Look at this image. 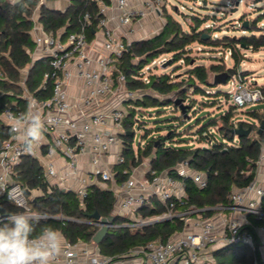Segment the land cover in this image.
<instances>
[{
  "label": "built area",
  "instance_id": "2783aa9c",
  "mask_svg": "<svg viewBox=\"0 0 264 264\" xmlns=\"http://www.w3.org/2000/svg\"><path fill=\"white\" fill-rule=\"evenodd\" d=\"M169 1L144 0L142 9H135L129 6V0H110V4L105 0H90L96 4L99 16L92 40L88 35L92 27L91 15L88 12L84 14L83 24L77 32L65 35L63 28L56 34L42 31L34 37L32 65L37 60H48L49 70L44 73L41 87L45 89L48 82H51L52 94L46 99L37 98L26 87L30 68L21 71L19 85L22 88L21 99L25 108L23 110V107L17 104L15 109L7 108L2 113L1 120L11 129L15 123L12 116L25 111L28 105L34 102V110L40 113L44 121V132L34 144L31 153L24 152L22 140L12 133L2 143L0 183L5 184L7 190L0 192V200L6 198L25 214H36L44 217L43 220L83 222L34 210L30 203L36 198L32 199L30 190L15 179L17 167L26 158H31L43 164V177L49 191L56 187L71 188L67 182L76 178L79 187L75 193L84 200L90 186L116 183L118 191L112 216L127 219L124 226L141 228L174 219L185 223L184 230L174 234L167 241H152L146 246L132 249L127 257L121 259L102 255L93 240L71 243L64 238L63 251L55 258L53 264H215L209 248L220 242L221 247L245 245L255 251V234L249 229L252 226L250 216L262 222L256 228V233L261 239L260 249L264 245V188L253 189L249 186L233 190L230 194L231 204L215 208L219 214L217 218L203 217L193 215L200 211L192 207L183 209L187 200L184 179H192L200 189L208 186L207 176L193 170L188 161L180 162L173 170L160 172L150 164L142 172L136 169L126 170L124 174L128 173L129 177L121 183L116 180L111 168L106 164V156L111 153L116 155L117 164L125 162V144L121 135L126 132L124 124L127 114L121 106L141 100L144 96L142 92L128 89L127 77L120 68V62L131 46L125 39L123 28L148 15L162 17ZM244 1L236 0V3ZM112 9L119 10L120 14H111ZM175 9L178 10V7ZM35 24L36 20L32 31L37 29ZM205 28H214V24H205ZM97 33L103 37L100 43L95 41ZM214 37L217 38L218 35L214 34ZM199 50L201 51V48ZM231 53V50L225 51V58L231 57ZM167 61L165 57L153 60L136 78L149 84L152 73L148 72L155 65L163 68ZM136 62L138 58L135 59ZM75 80H81L84 89L80 95L72 98L69 87ZM253 81L255 80L248 82L240 72L228 81L232 85L229 96L237 107L264 101L262 87ZM115 98L119 104L109 105ZM44 149L46 153L43 152ZM55 155L68 164L69 171L63 175L52 160ZM85 155L91 156L92 170L80 175L77 167L81 157ZM45 158L49 160L44 162ZM8 191L11 192L14 202L8 198ZM155 202H158L164 211L148 218L142 217L141 209L153 208ZM228 212L231 214L227 215ZM235 214L241 218H237ZM6 217L0 210V223L4 222ZM89 223L98 229L102 226L100 220ZM114 227L119 225L114 222L110 228ZM254 264H257L256 261Z\"/></svg>",
  "mask_w": 264,
  "mask_h": 264
},
{
  "label": "trees",
  "instance_id": "16d2710c",
  "mask_svg": "<svg viewBox=\"0 0 264 264\" xmlns=\"http://www.w3.org/2000/svg\"><path fill=\"white\" fill-rule=\"evenodd\" d=\"M42 1L0 0V73L2 74L0 77V147L11 136L10 129L1 120L2 113L7 108L15 109L16 104L23 107V110L25 108V103L21 99L22 88L19 85L21 71L30 68L26 87L37 98L46 99L52 94L51 82H48L45 89L41 87L44 73L49 70L48 60H37L32 65L31 54L35 49L32 38L35 12L38 11V20L46 32L56 34L64 28L65 35L77 32L83 24L84 14L88 12L92 19V27L88 35L90 40L94 38L93 30H96L99 20L96 4L91 3L90 0H72L69 8L62 12L49 8ZM105 2L110 4V0ZM190 17L196 19V22L192 20L194 23L190 25L189 32H185L178 22L166 18L160 33L148 40L132 43L125 52L120 68L127 77V87L131 91L142 92L144 95L141 100L134 102L136 106L148 108L155 105H173L175 110L180 112V118L186 119L196 102L191 99V95L207 97L220 94L219 91L212 92L213 90L205 87H213L215 85L213 76L227 70L224 58H218V64H212L208 68L196 65V57L192 56V45L195 42L210 47L211 51L231 50L236 74L240 72L244 78L248 77L245 72L239 70L245 58L241 50L264 49V25H259L260 20L249 21L248 25L244 26L246 20L242 18L240 20L242 36L215 38L208 32L213 28L201 29L207 19ZM164 53L171 55L168 67L175 62H182L188 67L185 74L175 75L177 68L173 69L171 74H151L149 84L136 78L140 71L155 60V57ZM136 58L138 62L135 63ZM262 89L264 91V86ZM190 90H192L191 93H189ZM226 95L230 97L229 93ZM176 101L182 102L185 113L181 112ZM136 113L135 107L130 108L125 118L126 133L123 135L125 162L116 166L119 170V174L115 176L118 182L128 179L129 174H124V171H128L130 165L135 166L144 158H151V166L158 172L173 170L180 162L188 161L193 170L207 176L208 186L200 189L192 179H184L187 200L183 209L192 207L200 211L193 215L211 217L217 212L215 208L231 204L230 194L233 190L245 189L255 181L256 170L264 148V129L259 134V129L264 122V110L249 113L254 120L252 123L235 120L234 112L231 110L219 119L212 120L204 126L200 125L196 131L199 136L198 142L205 143L208 147L187 148L183 146L185 143L183 140L177 139V136L181 134L172 129L166 136L153 137L144 149H137V153L133 146L134 123L132 122ZM240 126L245 130L252 128V132L248 136L235 135L234 130ZM188 132L185 131V133ZM216 135L220 138L217 139ZM144 136L147 138L148 134ZM15 179L28 190L41 188L44 191V195L32 202L37 212L52 216L63 215L83 221L64 222L55 219L41 221V225L47 224L58 229L71 243L93 240L99 229L89 222L96 220L93 217L95 213L101 218H107L113 214L116 201L113 191L92 185L88 188V194L84 200H81L73 191L59 188H51L49 191L44 181L43 169L35 159L26 158L17 167ZM262 206L264 210V196ZM0 210L3 215H8L10 212H22L6 198L0 200ZM163 211L162 206L155 202L153 208L141 209L140 215L148 218ZM249 219L252 225L249 229L255 234V251L253 252L245 245H225L212 251L216 264H254L255 261L257 264H264V256L260 250L261 239L256 233V228L262 222L254 216H250ZM120 221L126 223L127 219L115 217V224L119 225ZM184 228L185 223L179 219L161 221L141 228L123 224L110 228L98 248L104 256L121 259L127 257L132 249L146 246L152 241H167L174 234L182 232Z\"/></svg>",
  "mask_w": 264,
  "mask_h": 264
},
{
  "label": "rangeland",
  "instance_id": "374dc122",
  "mask_svg": "<svg viewBox=\"0 0 264 264\" xmlns=\"http://www.w3.org/2000/svg\"><path fill=\"white\" fill-rule=\"evenodd\" d=\"M202 1L204 0H170L164 9L163 18L178 22L185 32L190 31V25L194 23L192 20L196 22V19L190 16L207 19L204 22L205 24H214L213 30H208V32H210L213 37L214 34H217L221 38L225 36H242V30L240 29V20L242 18L248 23L249 21L259 19V25H264V0H245L240 4L236 3V0ZM175 7H178V10H176ZM205 24L202 25L201 29L205 28ZM192 47V56L196 57V65H203L208 68L212 64H218V58L223 57L226 69H235L234 60L231 57L225 58L224 52L223 54L220 53V49L211 51L210 47H205L199 42H195ZM199 48H201V51ZM241 54L244 55L245 58L241 62L239 70L246 73L248 82L250 80H255L253 81L254 83H257V85L261 87L264 86V49L259 51L242 49ZM161 57L170 60L171 55L170 53H164L159 55V57H155V59ZM175 68H177L175 75L185 74L188 69L182 62H175L166 68L155 65L148 73L171 74L172 70ZM205 88L213 90L212 92L219 91L220 94L207 97H205V95H191V99L196 100V102L189 111V117L186 119L180 118V112L176 111L173 105H155L146 108L143 106L138 107L134 103H125L124 106L128 111L133 107L137 110L136 116L132 118V122L134 123V148L144 149L147 142L153 137L166 136L169 130L172 129L177 130L178 133L181 134V136H177V139L185 142L183 146L187 148L208 147L207 144L198 142L199 136L196 131L200 125L204 126L212 120L219 119L231 110L234 112L235 120L252 123L254 120L250 117L249 113L255 110H260L261 112L264 110V101L242 108L237 107L232 99L226 95L232 88L229 82ZM191 92L192 90L189 91V93ZM140 110L143 112H139ZM186 130L189 132L185 133ZM146 133L148 134L147 138L144 136ZM216 137L217 139L220 138L218 135H216ZM189 143L190 145H188ZM111 184L112 182L108 183V185ZM30 205L32 206V203H30ZM123 224L124 222L120 221L119 225ZM221 244L222 242L209 248L210 255L212 251ZM260 250L264 256V245Z\"/></svg>",
  "mask_w": 264,
  "mask_h": 264
},
{
  "label": "clouds",
  "instance_id": "9594fccd",
  "mask_svg": "<svg viewBox=\"0 0 264 264\" xmlns=\"http://www.w3.org/2000/svg\"><path fill=\"white\" fill-rule=\"evenodd\" d=\"M19 2V0H14ZM10 131L23 142V150L31 153L44 132V121L34 110V102L19 114ZM7 186L0 183V192ZM8 198L14 202L11 192ZM44 217L24 212H10L0 223V264H53L63 251V234L51 225H41ZM39 229V230H38Z\"/></svg>",
  "mask_w": 264,
  "mask_h": 264
},
{
  "label": "crops",
  "instance_id": "0c3cea01",
  "mask_svg": "<svg viewBox=\"0 0 264 264\" xmlns=\"http://www.w3.org/2000/svg\"><path fill=\"white\" fill-rule=\"evenodd\" d=\"M12 1H14V0H12ZM143 1L144 0H129V6L135 8V9H142V7H143L142 2ZM71 2H72V0H56V1H51V2H47L45 0L42 1V3H45L49 8H51L53 10L62 11V12L66 11L69 8V6L71 5ZM110 13L117 15V14H120V11L117 9L116 10L112 9L110 11ZM35 18H37V19H35ZM35 20H36L35 25H36L37 29H36V31H32L33 40H34L35 36L40 35L42 31H45V30H43L44 28H43L42 24L38 20V11H36L34 14V21ZM165 22H166V20H165V18H163V16L158 17V16H154V15H148L145 18H142L138 21H135L131 25L123 28V32L126 34L125 39H127L131 44L134 42L148 40V39L154 37L155 35H157L158 33H160L162 31L163 26L165 25ZM102 38H103L102 35L100 33H97L95 41L97 43H100L102 41ZM21 78H22V73H21ZM83 89H84L83 82L81 80H75L70 85L69 92H70L72 98H76L78 95H80L82 93ZM118 104H119V102L115 98V99L111 100V104H109V105H118ZM121 107H123V110H125V112L127 114L128 110L126 109L124 104ZM127 135H129V134H127ZM121 137L124 141L123 135H121ZM134 150L137 153V149L134 148ZM124 151H125V149L123 150V156L125 157ZM43 152L46 153L45 149L43 150ZM136 157H137V160H139L137 154H136ZM48 160H49V158H45L44 162L48 161ZM52 160L54 161L55 166L58 169L60 174L63 175L69 171L68 164L66 163V161L64 159L55 155L52 157ZM106 162H107L106 164H108L109 167L111 168L114 175L115 176L118 175L119 170H118V167H116L118 165L116 163V155L114 153H111L108 156H106ZM39 164L42 167L43 164L41 162ZM148 164L151 165V158H144L143 160L138 162L137 165H135V166L130 165L129 170L136 169V170H138V172H142ZM77 168L79 170L78 173L80 175H84L86 173H89L92 170L91 156L85 155V156L81 157ZM129 173H130V171H129ZM67 185L71 188H59V189L65 190V191L75 192L79 187V182L76 178H71L67 182ZM98 186H100L103 189H109V190L113 191L115 196H116V193L118 191L116 183H112L111 185H108V183L107 184L102 183V184H99ZM251 186L253 187V189L264 188V148H263L261 159L258 163V167L256 170L255 181L253 182V184ZM63 187H65V186H63ZM56 188H58V187H56ZM250 194L253 195V192H251ZM29 195H31L32 199H35V198H38V197H41L42 195H44V191L41 188H34V189L30 190ZM230 214L231 213H229V212L227 213V215H230ZM218 215L219 214L215 213L212 216L217 218ZM235 215L237 218H241L240 215H238V214H235ZM220 247L221 246H217V248H220ZM217 248H215V249H217ZM211 258L213 259L214 263L216 264V261H215L212 254H211Z\"/></svg>",
  "mask_w": 264,
  "mask_h": 264
},
{
  "label": "water",
  "instance_id": "95a60500",
  "mask_svg": "<svg viewBox=\"0 0 264 264\" xmlns=\"http://www.w3.org/2000/svg\"><path fill=\"white\" fill-rule=\"evenodd\" d=\"M248 22L244 23V26H247ZM204 37H209V36H204ZM170 61H168L167 63L164 64L163 68H166L168 66ZM236 74V69L234 68H228L225 72L223 73H219L216 74L214 76V84L218 85V84H226L232 77H234ZM176 104L179 105L180 110L182 113H185V106L182 104L181 101H176ZM264 129V122L262 124V126L259 129V134L262 133ZM252 132V128H248V129H244L242 126H240L239 128L234 130V134L237 136H248L250 133ZM133 135V134H130ZM27 193L28 190L26 191ZM96 220H100L101 221V228L97 231V233L95 234V236L93 237V242L97 245H99L107 236L110 227L114 224L115 222V217L114 216H110L107 218H101L99 216V214L95 213L93 216Z\"/></svg>",
  "mask_w": 264,
  "mask_h": 264
}]
</instances>
